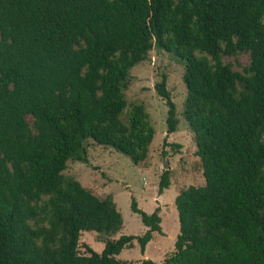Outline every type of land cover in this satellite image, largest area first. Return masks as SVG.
Wrapping results in <instances>:
<instances>
[{"label": "trees", "instance_id": "trees-1", "mask_svg": "<svg viewBox=\"0 0 264 264\" xmlns=\"http://www.w3.org/2000/svg\"><path fill=\"white\" fill-rule=\"evenodd\" d=\"M152 48L183 67L180 117L203 179L175 196L178 233L160 264H264V0H0V264H156L116 259L161 235L159 210L132 197L145 232L79 254L82 232L110 238L122 220L62 176L86 164L87 142L145 161L154 131L124 91ZM238 54L242 73L221 62ZM154 90L172 134L164 76ZM168 186L166 170L158 196Z\"/></svg>", "mask_w": 264, "mask_h": 264}, {"label": "rangeland", "instance_id": "rangeland-1", "mask_svg": "<svg viewBox=\"0 0 264 264\" xmlns=\"http://www.w3.org/2000/svg\"><path fill=\"white\" fill-rule=\"evenodd\" d=\"M200 57V55H198ZM221 62L228 64L233 72L242 73L248 65V55L238 54L222 57ZM183 67L171 56L152 48L146 58L129 72V83L124 91L127 106L140 105L147 114L154 137L148 147L145 161L133 166L123 155L87 142L86 164L68 161L62 172L64 179L78 182L83 188L99 199L110 198L120 214L122 224L117 234L110 238L100 237L93 232H82L78 239L81 255H86L84 246L99 254L103 241L116 240L119 236H141L145 228L139 218L129 210L130 197L139 210L150 214L159 210L161 235L152 234L143 252L135 242L131 249L120 252L116 259L120 262L139 263L149 260L160 264L165 256L173 251L178 233V223L173 200L180 190L188 186L203 185L195 147L186 125L180 117L185 88L182 83ZM165 77V90L175 108L177 126L175 132L166 135L164 124L166 107L164 100L154 90V85ZM122 120H124L125 112ZM30 124L31 119L26 118ZM178 146V147H176ZM168 171L169 186L158 196L157 187L163 171Z\"/></svg>", "mask_w": 264, "mask_h": 264}]
</instances>
